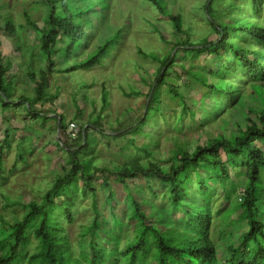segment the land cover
Instances as JSON below:
<instances>
[{
    "label": "trees",
    "instance_id": "16d2710c",
    "mask_svg": "<svg viewBox=\"0 0 264 264\" xmlns=\"http://www.w3.org/2000/svg\"><path fill=\"white\" fill-rule=\"evenodd\" d=\"M149 1L158 12L170 19L174 32L180 37L163 56L139 50L143 56L160 61L158 75L146 95L145 109L138 120L124 131L123 128L113 129L107 136L116 139L131 132H141L150 123H157L163 116L161 93L165 84L168 85L166 91L170 96L180 101L182 113H190L194 119V111L188 107L183 94L167 81L169 69L177 66L207 88L204 96L210 98L209 106L220 108L215 103L220 98L221 101L228 102L221 107V112L225 110L226 115L230 116L235 105L246 103L249 113L246 116L247 123L244 126L238 124L229 133L219 132L210 136L204 144L197 145L192 150L185 143L177 144L172 150L169 165H162L152 158L153 152L148 147L140 148L147 156L145 162L133 159L129 164H114L109 167L93 164L89 157H81V153L90 149L92 135L89 133L102 127V116L95 115L88 127L81 126L77 136H70L65 117L50 108L57 94L49 92L48 78L58 70L72 72L100 64L117 42L119 33L104 39L85 59L60 69L55 56H58L59 62H65L71 57L78 44L85 41L87 29H92L91 12L99 18L105 17L108 0H42L47 24L45 29L39 28L28 12L24 16L26 23L40 35L39 49L47 62L46 67L38 72L28 70L27 77L33 84V93L31 96L22 94L15 98L14 83L10 79L12 62L8 59L4 62L0 50V111H12L13 104L22 105L34 119L41 118L43 125L49 118L48 114L55 113L52 118L56 121L55 127L59 130L62 147L68 153L66 162L69 168L54 178L40 200H31L25 204L26 211L21 219L9 225L8 229L0 228V264H19L26 258L30 264H109V250L105 245L113 240L108 235L104 238L106 242H103L97 234L101 223L95 201V217L82 234V239L87 233L93 235L89 242L90 252L81 250L78 257L73 255L59 217L63 216L68 222H72L78 196H94L98 180L106 192L107 201L114 206L112 176L126 188L130 179L143 176L149 180L155 177L164 187L163 196L172 210L186 215L183 227L164 225V217L154 214L149 199L142 194L137 198L129 189L130 217L135 220V227L134 237L125 242L123 249H119L124 257L122 264H152L148 262L150 258L155 264L264 262V0H252V20L240 24L214 23L212 28L216 37H206L197 42L192 41L185 32L181 16L167 9L165 0ZM0 30L15 32L11 17H6L0 23ZM65 43L68 45L62 54ZM203 54L223 60L219 67L210 70L212 80L203 71L187 69L183 63H178L181 57L185 59ZM246 87L250 90L247 91ZM108 93L103 87L102 109L109 103ZM131 93L139 92L132 90ZM38 103L41 104L40 108L37 107ZM48 103L50 107L45 108L44 105ZM130 143H133V139ZM22 157L20 154V158ZM230 168L241 169L239 174H242L240 184H243V192L240 199H236L240 209L237 221H244L247 229L237 241L227 240V256L222 261L219 245L212 235L215 215L211 202L215 193L210 185L219 184L224 198L230 201L239 186V183L231 179ZM151 191L155 196L158 193L153 189ZM232 211L233 209L228 210L224 216L230 218ZM115 224L122 228L120 219H115ZM31 232L37 241L36 250L28 254ZM111 250L115 251L116 248ZM117 261L118 258H115L112 264Z\"/></svg>",
    "mask_w": 264,
    "mask_h": 264
},
{
    "label": "rangeland",
    "instance_id": "374dc122",
    "mask_svg": "<svg viewBox=\"0 0 264 264\" xmlns=\"http://www.w3.org/2000/svg\"><path fill=\"white\" fill-rule=\"evenodd\" d=\"M165 2L171 13L181 16L185 32L195 42L206 37L209 39L216 37L212 28L214 23L240 24L253 19L252 0H165ZM25 12L30 14L39 28L47 27L42 0H0V23L6 17H11L15 27L14 33L0 30L3 61L8 59L12 62L10 79L14 83L15 98L22 94L32 95L33 84L27 77V71L32 69L38 72L47 64L39 49L40 35L26 23ZM91 14L93 26L92 29H87L85 41L78 44L65 62H59L56 55L57 67L64 69L76 61L85 59L104 39L116 32L119 33L117 42L110 48L109 54L102 62L92 68L72 72L58 70L50 75L49 92L56 93L57 97L51 107L50 103L44 105L45 108L50 107L65 117L69 135L72 133L71 123H75L74 131L78 133L81 126L88 127L92 118L101 114L102 127L97 131L91 130L90 149L81 153V157H89L93 164L109 167L114 164H129L134 161L133 159L145 162L147 156L140 148L148 147L153 152L152 158L162 165H169L172 150L177 144L185 143L188 149L192 150L197 145L204 144L210 136L219 132L229 133L238 124L244 126L247 123L246 103L240 102L235 105L230 116L226 115L225 110L221 112V107L228 102H223L220 98L215 102L220 108L209 106L210 98L204 96L207 88L177 66L169 69L167 81L174 84L183 94L188 107L194 111V119L190 113H182L180 101L170 96L166 91L168 85L165 84L161 93L163 116L157 123H150L141 132H131L116 139L108 137L113 129L123 128L124 131L138 120L145 109L146 95L158 75L160 61L143 56L139 50L163 56L180 36L174 32L170 19L158 12L149 0H108L105 17L99 18L93 12ZM67 45V43L63 45L62 54ZM222 61L218 57L203 54L185 59L181 57L178 63H183L187 69L201 70L212 80L210 70L219 67ZM103 87L109 91V103L104 109ZM246 89L250 90L249 87ZM132 90L139 93L132 94ZM37 107L40 108L41 104L38 103ZM48 116L43 125L41 118L34 119L22 105L13 104L12 111L5 113L0 111V228L8 229L9 225L21 219L26 211L25 204L31 200H40L52 185L54 178L69 168L66 162L68 153L62 147L59 130L55 127L56 121L52 118L55 113L51 112ZM131 139L133 143H130ZM20 154L23 155L22 158ZM239 171L241 169L232 168L229 171L231 179L239 183L237 193L232 194L230 201L224 198L219 184L210 185L215 193L211 202L215 215L212 235L219 245L222 261L227 256L225 250L227 240L237 241L241 233L247 229L244 221H237L240 209L237 207L236 199L239 200L243 192V184H240L242 174H239ZM111 182L115 190L114 206L107 201L106 192L98 180L95 183L94 196H78L72 222H68L63 216L59 217L74 256L78 257L81 250L90 252L89 242L93 235L87 233L82 239V234L95 217V201L101 223L97 234L103 242H106L104 238L108 235L113 240L105 245L109 250L107 262L112 264L115 258H118L115 264L124 262L119 249H123L125 242L134 237L135 227V220H131L130 217L129 189L133 191L135 197L138 198V195L142 194L149 199L154 214L164 217V225L184 226L183 218H186V215L181 211L172 210L163 196L164 187L155 177L149 180L143 176L130 179L127 188L113 176ZM152 189L158 192L156 196ZM230 209H233L230 218H226L225 212ZM262 210L264 214V205ZM117 218L123 223L121 229L115 224ZM262 218L264 219V216ZM29 239L31 243L27 250L28 254H31L36 250L37 241L32 232ZM114 248L115 251L111 250ZM148 262L155 264L151 258ZM19 264L30 263L26 258Z\"/></svg>",
    "mask_w": 264,
    "mask_h": 264
},
{
    "label": "built area",
    "instance_id": "2783aa9c",
    "mask_svg": "<svg viewBox=\"0 0 264 264\" xmlns=\"http://www.w3.org/2000/svg\"><path fill=\"white\" fill-rule=\"evenodd\" d=\"M76 125H75V123H71V125H70V130H71V132L72 133H70V135L72 136V137H75L76 135H77V133L74 131L75 130V127Z\"/></svg>",
    "mask_w": 264,
    "mask_h": 264
},
{
    "label": "water",
    "instance_id": "95a60500",
    "mask_svg": "<svg viewBox=\"0 0 264 264\" xmlns=\"http://www.w3.org/2000/svg\"><path fill=\"white\" fill-rule=\"evenodd\" d=\"M59 125H60V118L58 119V127H59Z\"/></svg>",
    "mask_w": 264,
    "mask_h": 264
}]
</instances>
